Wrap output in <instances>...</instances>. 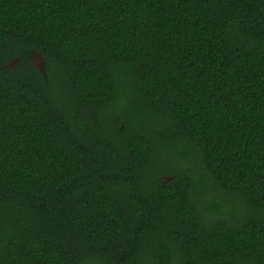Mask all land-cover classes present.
Instances as JSON below:
<instances>
[{
    "label": "trees",
    "instance_id": "trees-1",
    "mask_svg": "<svg viewBox=\"0 0 264 264\" xmlns=\"http://www.w3.org/2000/svg\"><path fill=\"white\" fill-rule=\"evenodd\" d=\"M0 264H264V0H0Z\"/></svg>",
    "mask_w": 264,
    "mask_h": 264
},
{
    "label": "rangeland",
    "instance_id": "rangeland-1",
    "mask_svg": "<svg viewBox=\"0 0 264 264\" xmlns=\"http://www.w3.org/2000/svg\"><path fill=\"white\" fill-rule=\"evenodd\" d=\"M32 59H33V62L34 64L38 67V68H41L43 66V60L41 58L40 55L38 54H33L32 55Z\"/></svg>",
    "mask_w": 264,
    "mask_h": 264
},
{
    "label": "water",
    "instance_id": "water-1",
    "mask_svg": "<svg viewBox=\"0 0 264 264\" xmlns=\"http://www.w3.org/2000/svg\"><path fill=\"white\" fill-rule=\"evenodd\" d=\"M44 63V61H43ZM42 72L44 71V66H42L41 68H39Z\"/></svg>",
    "mask_w": 264,
    "mask_h": 264
}]
</instances>
